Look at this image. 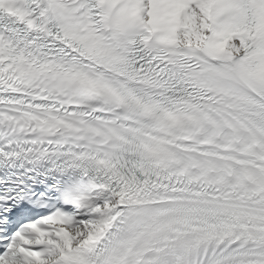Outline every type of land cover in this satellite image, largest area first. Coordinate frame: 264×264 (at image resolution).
<instances>
[{
  "label": "snow or ice",
  "instance_id": "snow-or-ice-1",
  "mask_svg": "<svg viewBox=\"0 0 264 264\" xmlns=\"http://www.w3.org/2000/svg\"><path fill=\"white\" fill-rule=\"evenodd\" d=\"M0 264H264V0H0Z\"/></svg>",
  "mask_w": 264,
  "mask_h": 264
}]
</instances>
